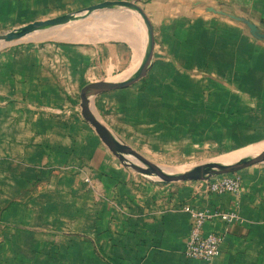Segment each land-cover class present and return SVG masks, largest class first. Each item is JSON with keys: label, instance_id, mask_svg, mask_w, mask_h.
I'll use <instances>...</instances> for the list:
<instances>
[{"label": "crops", "instance_id": "0c3cea01", "mask_svg": "<svg viewBox=\"0 0 264 264\" xmlns=\"http://www.w3.org/2000/svg\"><path fill=\"white\" fill-rule=\"evenodd\" d=\"M38 1L47 0H0V19L18 2ZM131 1L150 21L152 54L177 74L201 82L205 103L219 92L218 100L225 97L251 121L254 111L264 108L263 77L245 86L235 79L264 60V38L253 36L242 20L264 32V0ZM57 34L60 30L44 29L26 36ZM145 38L139 28L136 35L50 38L22 50H0V264H201L182 253L189 228L182 204L237 210L236 220L210 218L202 225L203 231L222 235L211 264H264V162L242 168L236 194L209 192L196 181L143 179L82 118L80 86L131 74ZM259 70L255 73L264 76V68ZM142 77L90 93L93 115L103 123L97 116L114 110L107 93L112 98L115 91H133L114 104L121 121L160 123L161 91L148 92ZM81 170L89 171L88 181ZM57 222L60 230L45 227ZM65 224L71 226L64 229ZM45 243L60 244L59 257L33 258V249Z\"/></svg>", "mask_w": 264, "mask_h": 264}, {"label": "rangeland", "instance_id": "374dc122", "mask_svg": "<svg viewBox=\"0 0 264 264\" xmlns=\"http://www.w3.org/2000/svg\"><path fill=\"white\" fill-rule=\"evenodd\" d=\"M88 3H90V0H47L30 4H28V2L26 4L25 2H18L16 3V8L10 11L7 17L0 19V32H4L13 26L32 19L52 17L67 12L74 13L80 11L84 5ZM139 28L144 32V24L136 11H131L130 9H125V7L120 6H109L93 10L82 18L64 21L56 26L38 29L29 33L30 36H32L35 35L37 31L43 32L45 29L48 31L60 30V34L33 39H28V36L22 35L12 41L2 43L0 50H22V48L24 49L29 44L40 45L50 38H57L59 40H97L106 39L108 37H118L120 34L122 36L126 32L136 35ZM245 55L246 53H242L243 57H245ZM151 61L149 69L142 78H144V83H148L146 84L149 86L147 88L148 92L156 94L161 91L163 97L161 100L162 106H170L171 103H174L176 105L180 104L188 107L189 103L194 102V100L191 99L193 96H196L194 99L197 98L198 101H201L203 96V93L200 91L202 90L201 82L177 74L170 69L169 66H165L162 60L163 63H159L160 60L155 58L153 54L151 55ZM257 63L252 67L249 66L250 68L247 74L235 76V79L241 81L244 86L250 83L254 85V83L260 81L262 77L264 79V76L259 75L261 73H255L256 70L260 72L259 68H264V60L261 62L259 60ZM223 78L226 84L230 86L231 79L229 77V79H227L224 76ZM134 86L135 85L131 87V91ZM132 92L128 91L124 94L115 91L112 98V93H107L109 101H111L110 104H112L114 110L106 111L105 114H100L97 117L104 121V125H106L119 140L135 150L137 153L135 159L140 166L145 167L146 165L160 172L175 174L202 162L222 164V162L217 160L224 155L252 146L264 140V123H262V120H264V108H257V110L254 111L253 114L256 116L253 117L252 121L247 111L236 108L239 113L235 116V124H221V121L224 120L221 117L222 114L218 113L214 115L210 118L212 121L211 125L216 121L220 122L216 123L217 127L212 131L213 133L211 135L202 134L199 126H195L196 128L194 127V125H198V123H193L192 117L194 113L191 108L187 111V107L180 110L178 113L171 109L165 110V108H162L161 113H163L164 116L162 115L163 119H161L160 123L156 120L153 122L150 119L148 121L122 122L121 115L116 112L114 104L123 97L132 95ZM218 93L219 92L213 91L211 96L216 95L217 97ZM88 97H90L89 101L92 106V96L90 93ZM216 97H213V100L217 99ZM210 98L212 99V97ZM183 102H186L187 105L183 104ZM194 104L195 103H193V105ZM195 109L197 112L195 120L208 118V114L204 109ZM93 111L97 114L95 108H93ZM246 155L247 154L244 156ZM259 162H264V158L256 161V163ZM130 169L134 171L132 168ZM241 170L242 168L234 172L239 173ZM86 172L88 173L89 171ZM134 172L138 177L147 179L136 171ZM202 175H205V173H199L185 180L196 181L198 183V181L203 179L199 178ZM212 175L213 174L210 176ZM152 181L160 182L157 180ZM174 181L177 180H173L172 182ZM68 226H71V224H65L62 228L67 229ZM45 227L47 229L59 228L60 230V222H57L55 225L49 224ZM50 236L52 237L53 235H44L43 237L49 238ZM18 253L24 255L23 251H18ZM59 255L60 244L52 245L48 243H45L39 249L34 248L32 253L33 258H55L59 257Z\"/></svg>", "mask_w": 264, "mask_h": 264}, {"label": "water", "instance_id": "95a60500", "mask_svg": "<svg viewBox=\"0 0 264 264\" xmlns=\"http://www.w3.org/2000/svg\"><path fill=\"white\" fill-rule=\"evenodd\" d=\"M109 6L129 7L135 10L142 19L146 32L144 52L136 69L131 74L118 81L106 79L88 81L82 84L78 91L80 114L82 118L91 125L98 138L112 152V154H114L126 166H129L143 177L160 182L185 180L194 177L199 173H205V175H202L199 178H207L210 177L211 174L217 175L221 173L234 172L264 158V148H262L256 152L247 154L243 158L231 162L222 164L215 162H202L183 169L175 174L169 172H160L155 169L140 166L135 159L137 156L135 150L119 140L98 118L93 115L88 104L89 93L130 85L146 73V70L151 63L153 47L152 27L143 9L131 0H100L98 2L86 5L80 11L74 13L67 12L57 14L52 17L32 19L30 21L13 26L4 32H0V46L2 43L12 41L26 33L46 27H53L64 21L79 19L89 14L93 10ZM242 20L247 25L248 31L253 36L264 38V32L259 31L253 22L247 19Z\"/></svg>", "mask_w": 264, "mask_h": 264}, {"label": "built area", "instance_id": "2783aa9c", "mask_svg": "<svg viewBox=\"0 0 264 264\" xmlns=\"http://www.w3.org/2000/svg\"><path fill=\"white\" fill-rule=\"evenodd\" d=\"M84 181L89 180V174L81 170ZM207 191L213 193L236 194L241 188V178L236 172L221 173L198 181ZM182 209L189 214V228L182 250L183 256L201 262L211 264L212 258L217 253L222 235L219 232L203 231V223L210 218H219L225 222L239 218L235 207L229 209L193 207L182 204Z\"/></svg>", "mask_w": 264, "mask_h": 264}, {"label": "trees", "instance_id": "16d2710c", "mask_svg": "<svg viewBox=\"0 0 264 264\" xmlns=\"http://www.w3.org/2000/svg\"><path fill=\"white\" fill-rule=\"evenodd\" d=\"M194 97H196V96H193L191 98L192 100H194V102L189 103L188 107L182 106L180 104L176 105L174 103H171L170 106H167V105L162 106V104H161V110H162V108H165V110L171 109L172 111H176V113H178L180 110L185 109L186 107H187L186 108L187 111H189L191 108L192 112L194 113V115L192 117V121H193V123H198V125H194V127L199 126L201 131H202V134H210L211 135L213 133L212 131L217 127L216 123H219L220 121H216L213 125H211L212 121L210 120V118L213 117L214 115L218 114V113H221L222 114L221 117H222V119H224L223 121H221V124H224V123H230V124L234 123L235 124L236 123V122H234L235 121L234 113L237 112V110L229 101H227L225 99V97L220 96L219 100L218 99L210 100L207 103L204 102L207 100L205 97L202 98L201 101L200 100L198 101L197 98L194 99ZM193 103H195V104L193 105ZM183 104H186V102H183ZM215 106H216V108H215ZM195 108L204 109L206 111V113L208 114V118H201V119L195 120V118L197 116V112H196ZM162 115L164 116V114L161 113V119H163Z\"/></svg>", "mask_w": 264, "mask_h": 264}, {"label": "bare ground", "instance_id": "6f19581e", "mask_svg": "<svg viewBox=\"0 0 264 264\" xmlns=\"http://www.w3.org/2000/svg\"><path fill=\"white\" fill-rule=\"evenodd\" d=\"M29 33H26L24 35H27ZM262 148H264V140L259 142V143L254 144L252 146H249V147H246V148L239 149V150H236L234 152L228 153V154L224 155L222 158H220L217 161L222 162V163L231 162V161H234V160H237V159L243 157L245 154H250V153L256 152L257 150L262 149ZM145 167L149 168L146 165H145ZM150 169H152V168H150Z\"/></svg>", "mask_w": 264, "mask_h": 264}]
</instances>
